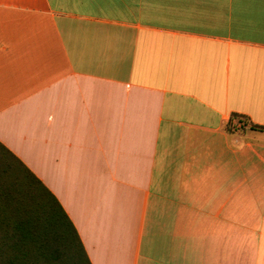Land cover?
<instances>
[{
    "label": "crops",
    "instance_id": "crops-1",
    "mask_svg": "<svg viewBox=\"0 0 264 264\" xmlns=\"http://www.w3.org/2000/svg\"><path fill=\"white\" fill-rule=\"evenodd\" d=\"M251 124L264 0H0V143L91 264H264Z\"/></svg>",
    "mask_w": 264,
    "mask_h": 264
},
{
    "label": "trees",
    "instance_id": "trees-1",
    "mask_svg": "<svg viewBox=\"0 0 264 264\" xmlns=\"http://www.w3.org/2000/svg\"><path fill=\"white\" fill-rule=\"evenodd\" d=\"M231 117L244 124L242 115ZM249 127L264 130L263 126ZM0 264H91L57 199L1 143Z\"/></svg>",
    "mask_w": 264,
    "mask_h": 264
}]
</instances>
